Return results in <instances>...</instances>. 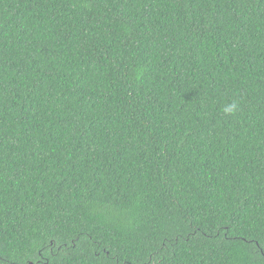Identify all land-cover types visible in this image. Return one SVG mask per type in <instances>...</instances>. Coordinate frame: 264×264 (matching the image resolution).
I'll return each mask as SVG.
<instances>
[{"label":"trees","instance_id":"16d2710c","mask_svg":"<svg viewBox=\"0 0 264 264\" xmlns=\"http://www.w3.org/2000/svg\"><path fill=\"white\" fill-rule=\"evenodd\" d=\"M0 264H264V0H0Z\"/></svg>","mask_w":264,"mask_h":264}]
</instances>
